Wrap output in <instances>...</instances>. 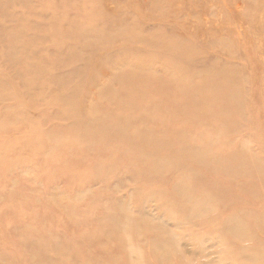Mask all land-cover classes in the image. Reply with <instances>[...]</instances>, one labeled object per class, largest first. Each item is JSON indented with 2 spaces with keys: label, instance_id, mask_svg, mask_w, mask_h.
Returning <instances> with one entry per match:
<instances>
[{
  "label": "rangeland",
  "instance_id": "obj_1",
  "mask_svg": "<svg viewBox=\"0 0 264 264\" xmlns=\"http://www.w3.org/2000/svg\"><path fill=\"white\" fill-rule=\"evenodd\" d=\"M0 264H264V0H0Z\"/></svg>",
  "mask_w": 264,
  "mask_h": 264
},
{
  "label": "bare ground",
  "instance_id": "obj_2",
  "mask_svg": "<svg viewBox=\"0 0 264 264\" xmlns=\"http://www.w3.org/2000/svg\"><path fill=\"white\" fill-rule=\"evenodd\" d=\"M129 123L132 126V130L131 131H136L137 130V127H138V119H137V116H130Z\"/></svg>",
  "mask_w": 264,
  "mask_h": 264
}]
</instances>
